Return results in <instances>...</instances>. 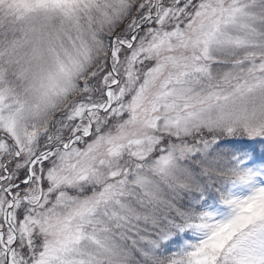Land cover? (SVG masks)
<instances>
[{
    "label": "snow or ice",
    "instance_id": "1",
    "mask_svg": "<svg viewBox=\"0 0 264 264\" xmlns=\"http://www.w3.org/2000/svg\"><path fill=\"white\" fill-rule=\"evenodd\" d=\"M0 264H264V0H0Z\"/></svg>",
    "mask_w": 264,
    "mask_h": 264
}]
</instances>
